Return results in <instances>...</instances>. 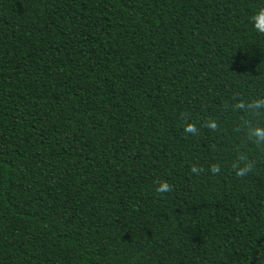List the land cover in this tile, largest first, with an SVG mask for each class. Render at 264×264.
Here are the masks:
<instances>
[{
    "label": "trees",
    "instance_id": "1",
    "mask_svg": "<svg viewBox=\"0 0 264 264\" xmlns=\"http://www.w3.org/2000/svg\"><path fill=\"white\" fill-rule=\"evenodd\" d=\"M261 7L0 0V264H264Z\"/></svg>",
    "mask_w": 264,
    "mask_h": 264
},
{
    "label": "clouds",
    "instance_id": "2",
    "mask_svg": "<svg viewBox=\"0 0 264 264\" xmlns=\"http://www.w3.org/2000/svg\"><path fill=\"white\" fill-rule=\"evenodd\" d=\"M251 23L253 28L259 34L264 35V7L259 8L251 17ZM237 108H244L245 102L241 100L239 103L236 104ZM247 109L255 110L257 114H259L260 110L264 109V97L254 99L251 102L247 103ZM211 127L215 128V123L210 125ZM254 136L256 138L257 143H264V126L257 125L252 128L250 133V137ZM253 164L250 162H245L243 166H239V164H235L234 168H236V175L238 177H243L247 175L249 172L253 171ZM218 167L215 168V171H218ZM195 171V169H193ZM156 184V192L158 194H164L172 189V185L169 184L167 181H161L159 178L154 181Z\"/></svg>",
    "mask_w": 264,
    "mask_h": 264
}]
</instances>
